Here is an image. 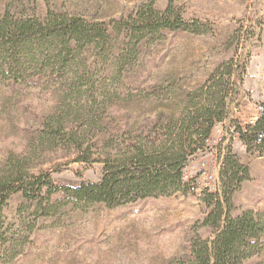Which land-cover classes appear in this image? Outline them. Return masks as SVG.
<instances>
[{
	"label": "rangeland",
	"instance_id": "1",
	"mask_svg": "<svg viewBox=\"0 0 264 264\" xmlns=\"http://www.w3.org/2000/svg\"><path fill=\"white\" fill-rule=\"evenodd\" d=\"M152 2L161 11L173 3L187 21L200 22L202 34L166 32L137 47L135 40L118 65L88 70L78 49L65 62L47 53L19 62L22 76L15 80L0 72V175L14 164L36 177L50 175L58 187L98 183L104 166L76 163L81 152L71 134L84 149L100 145L128 129L144 110L167 103L184 107L187 96L220 71L232 75L230 110L213 130L209 149L186 170L185 179H198L199 189L117 209H77L60 192L52 203L62 205L49 216H43L46 203L39 208L14 195L3 212L8 233L2 241L8 250L0 249V264H181L198 235L214 237L213 229L202 227L210 212L204 197L209 188L224 191L221 172L228 150L248 167L250 179L233 196L232 216L264 212V143L251 144L249 152L239 135L230 134L240 127L251 143L255 132L249 127L261 119L264 0H0V8L38 18L51 8L98 23Z\"/></svg>",
	"mask_w": 264,
	"mask_h": 264
},
{
	"label": "trees",
	"instance_id": "2",
	"mask_svg": "<svg viewBox=\"0 0 264 264\" xmlns=\"http://www.w3.org/2000/svg\"><path fill=\"white\" fill-rule=\"evenodd\" d=\"M200 26L198 21H187L183 10L173 3L161 11L152 2L120 18L98 23L51 8L43 18L0 8V72L15 80L22 76L20 69H16L19 62L36 61L46 53L53 55L55 61L65 62L64 59L76 56L78 49L83 51L88 70L113 61L118 65L121 53L135 40L137 47L149 37H162L166 32L202 34ZM233 85L232 75L219 71L187 96L184 107L167 103L144 110L128 129L100 145L91 144L84 149L78 136L71 134L70 142L81 152L76 163L104 166L98 183L58 187L50 175L36 177L21 165H10L0 175V249L8 248V243L2 241L8 233L3 212L17 194L37 202L39 208L46 203L47 213L43 216H49L57 214L62 205L52 203L60 192L67 204L77 209L95 205L117 209L151 198L195 193L199 189L198 179L186 180V170L199 153L209 149L213 130L227 120ZM150 115L155 116V121L143 124L142 118ZM263 125L264 116L255 127H249L255 132L251 143L242 128H234L249 152L256 135L264 132ZM249 180L248 167L228 150L221 172L224 191L212 192L208 187L204 197L210 212L202 227L213 229L214 237L205 240L198 235L181 264H264V212L247 210L232 216L236 210L233 196Z\"/></svg>",
	"mask_w": 264,
	"mask_h": 264
},
{
	"label": "built area",
	"instance_id": "3",
	"mask_svg": "<svg viewBox=\"0 0 264 264\" xmlns=\"http://www.w3.org/2000/svg\"><path fill=\"white\" fill-rule=\"evenodd\" d=\"M259 113H260V118L262 116H264V107L261 106L259 107ZM230 134L233 135V136H238L239 134L235 132V129H231L230 131ZM264 141V132H259L257 135H256V138H255V145H260L262 144Z\"/></svg>",
	"mask_w": 264,
	"mask_h": 264
},
{
	"label": "crops",
	"instance_id": "4",
	"mask_svg": "<svg viewBox=\"0 0 264 264\" xmlns=\"http://www.w3.org/2000/svg\"><path fill=\"white\" fill-rule=\"evenodd\" d=\"M220 126H222V124H220Z\"/></svg>",
	"mask_w": 264,
	"mask_h": 264
}]
</instances>
